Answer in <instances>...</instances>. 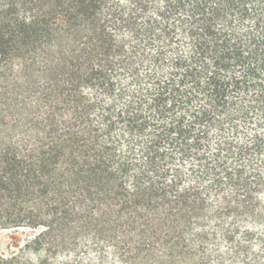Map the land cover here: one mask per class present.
Returning a JSON list of instances; mask_svg holds the SVG:
<instances>
[{"label": "trees", "instance_id": "obj_1", "mask_svg": "<svg viewBox=\"0 0 264 264\" xmlns=\"http://www.w3.org/2000/svg\"><path fill=\"white\" fill-rule=\"evenodd\" d=\"M0 264H264V0H0Z\"/></svg>", "mask_w": 264, "mask_h": 264}, {"label": "rangeland", "instance_id": "obj_2", "mask_svg": "<svg viewBox=\"0 0 264 264\" xmlns=\"http://www.w3.org/2000/svg\"><path fill=\"white\" fill-rule=\"evenodd\" d=\"M30 233L27 231H0V257L8 258L15 253Z\"/></svg>", "mask_w": 264, "mask_h": 264}]
</instances>
